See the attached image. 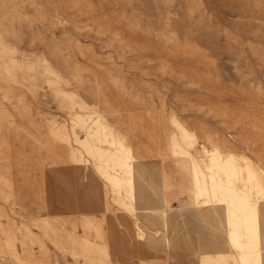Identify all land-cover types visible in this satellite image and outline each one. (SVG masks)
Listing matches in <instances>:
<instances>
[{
    "label": "rangeland",
    "instance_id": "rangeland-1",
    "mask_svg": "<svg viewBox=\"0 0 264 264\" xmlns=\"http://www.w3.org/2000/svg\"><path fill=\"white\" fill-rule=\"evenodd\" d=\"M239 32L244 50H236ZM0 39V264H98L83 254L86 240L115 249L106 264H197L207 226L225 234L223 226L188 210L170 247L134 239L132 216L111 199L104 205L99 177L74 163L51 133L53 119L72 123L41 59L70 77L60 89L76 92L79 104H96L145 164L173 161L167 154L176 115L210 149L226 141L224 151L264 167V0H0ZM10 58L38 78L2 66ZM166 174L170 185L184 176L188 188L189 170ZM166 191L160 187L159 200ZM185 195L172 206H191L188 189ZM144 215L141 223L152 226ZM10 220L28 225L45 246L20 238L14 254L5 242Z\"/></svg>",
    "mask_w": 264,
    "mask_h": 264
},
{
    "label": "bare ground",
    "instance_id": "bare-ground-1",
    "mask_svg": "<svg viewBox=\"0 0 264 264\" xmlns=\"http://www.w3.org/2000/svg\"><path fill=\"white\" fill-rule=\"evenodd\" d=\"M237 40L239 45L236 50H244L240 32ZM3 43L4 40L0 39V44ZM41 61L46 66V74L50 76L46 82L51 90L53 89L56 99L68 103L72 123L70 128L67 123L58 124L53 119L51 133L67 145L74 163L81 165L85 170L92 168L94 176L99 177L103 185L104 205L109 206L108 200L111 199L120 206V210L123 208L132 216L135 224L134 239L146 241L149 246L156 247L162 243L164 248L170 247L176 242L174 240L178 237L177 232L184 230L182 226L187 221L188 210H191L200 221L206 223L215 218L225 229V234H221L207 226L206 246H212L214 250L207 247L197 264H264V167L261 164L248 155L240 156L234 151H224L221 144L226 145V141L214 142L210 149L200 143L198 133L176 115L170 120L175 131L170 136L167 154L173 161L145 164L135 154L134 146L128 137L110 123L106 114L96 104L92 105L86 101L79 104L76 92L60 89L61 82L70 78L66 73L57 70L48 59ZM14 64L30 73L28 75L31 82L38 78L30 65L24 61L12 58L2 61V66L9 70H12ZM36 85H39L38 81L35 82V88ZM78 108L82 111L79 112ZM79 129L85 132L84 137L80 135ZM197 145L201 147L197 148ZM181 169L190 171L191 180L189 179L187 189L191 206L188 207L172 206L165 192H162L160 200L157 197L161 186L167 189L170 185L166 182L167 171L174 174ZM3 214L0 209V216ZM143 214L152 226L147 227L141 223ZM85 223L90 228H96L97 237L102 240L105 238L101 228L96 227L91 219H86ZM157 223L163 230L154 226ZM49 226V222H46V227ZM4 228V233L7 234L6 245L12 248L14 254L20 238L25 241H40L45 246L28 225L19 226L10 220ZM169 228L176 232L172 234V238L166 233ZM47 233L46 230L45 234L48 236ZM186 238L189 239L187 235ZM118 245L119 250H126L127 242L120 239ZM230 249L236 254H232ZM192 253L197 257V252L192 250ZM83 254L91 262L98 261V264H106L104 260L110 255L112 258L117 256L115 249L110 252L107 245L89 240L84 243Z\"/></svg>",
    "mask_w": 264,
    "mask_h": 264
},
{
    "label": "crops",
    "instance_id": "crops-1",
    "mask_svg": "<svg viewBox=\"0 0 264 264\" xmlns=\"http://www.w3.org/2000/svg\"><path fill=\"white\" fill-rule=\"evenodd\" d=\"M181 176L177 177L178 180H173L172 185H169L167 187L166 195L171 200L173 204H176V202L180 200H187L188 196L185 195L186 190V178L182 176V180L180 179ZM182 205H179L178 207H181ZM184 207V206H183ZM232 250V249H231ZM197 253L199 252V248L195 249ZM232 254H236L234 250L231 252Z\"/></svg>",
    "mask_w": 264,
    "mask_h": 264
}]
</instances>
